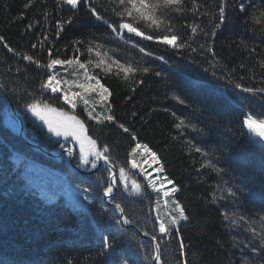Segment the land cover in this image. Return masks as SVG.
Segmentation results:
<instances>
[{
    "label": "trees",
    "instance_id": "trees-1",
    "mask_svg": "<svg viewBox=\"0 0 264 264\" xmlns=\"http://www.w3.org/2000/svg\"><path fill=\"white\" fill-rule=\"evenodd\" d=\"M200 2L211 4L218 10V0ZM240 2L228 0L227 19L214 38L217 55L213 57L206 49L198 47L206 40L213 43L202 34L192 44L197 51L185 49L179 53L126 32L124 39H120L107 25L95 20L83 4L75 13L73 23L66 25L57 39L54 35L56 22L72 14L68 6L57 11L56 0H35L28 8L24 7L28 0H0V36L5 38L0 42V264H68L69 261L72 264H102L104 258L99 252L105 235L115 237L117 258L124 255L130 264H155L145 259L152 253V241L134 227L117 224L113 219L114 215L120 218V213L109 204L112 200L103 195V188L110 183L109 166L103 165L89 174L79 173L70 167L66 154L54 158L43 150L46 148L55 153L64 145V148L72 149L74 162L79 168L92 169L91 165H79V147L74 139L52 135L25 107L33 98H44L72 112L50 91L41 92L40 81L50 73L29 64L22 56L9 53L4 47L6 42L17 51L27 52L46 63L48 48H53L54 57L66 59L73 56L75 40H83L85 44L93 41L113 59L153 69L147 75L137 74L136 79L144 81L138 87L114 74L105 76L99 69L94 73L113 93L110 100L117 120L130 127L140 142L147 143L157 153L160 159L157 165H162L163 171H153L152 177L167 176L180 188L176 199L184 205L189 216L180 228L187 245L185 257L180 256L178 240L173 239L166 248L162 247V260L166 264H177L183 259H187L188 264H242L247 258L259 264V251L252 252V244L259 241L252 239L249 243L252 234L247 229L251 221H255L257 231L262 227L264 142L255 136L250 137L247 129L242 127V121L249 110L264 115V100L242 93L232 81L250 87H264V69L258 63L259 59H264V32L261 25L249 19V13L258 16L259 11L264 10V0H243L246 5L244 13L239 11ZM92 6L110 23L119 22L120 18L112 11L115 5L110 0H92ZM187 7H191L190 0H187ZM45 11L49 13L47 18ZM21 13L23 19L19 18ZM172 18L181 35L190 34L187 25L193 22L208 25L207 17L197 18L191 12L184 15L172 13ZM30 23L33 25L31 29L27 27ZM148 34L156 33L149 30ZM45 35L49 37L47 41ZM241 40L255 48V52L250 53L240 46ZM133 43L138 47H133ZM33 44L37 47L32 48ZM80 47L83 52L80 59L85 61L88 54L83 45ZM139 47L153 52L154 56H145ZM159 55H164L168 64L155 59ZM92 59L96 57L93 55ZM217 60L223 67L211 66ZM241 64L245 67L241 68ZM17 67L21 72L15 71ZM56 71L61 77L73 78L71 70L65 73L61 66H57ZM155 71L164 75L156 76ZM133 87L136 88L134 92ZM59 95L55 94V97ZM175 95L186 103L174 99ZM13 108L23 121L22 135L19 134L20 120ZM97 111L102 109L97 106ZM132 112L137 115L133 117ZM75 114L85 121L90 136L98 143L110 146L109 154L118 165L115 198L131 224L143 234L147 231L150 237L151 234L159 236L156 220L159 194L147 187L140 170L131 169L130 165L127 189L119 177V166L127 165L128 153L135 142L113 124L96 125L95 121L88 120L82 103H78ZM177 118L184 119L197 130L192 127L177 129ZM192 145L205 148L214 156L203 157L193 150ZM205 159H213L227 171L218 174L201 168ZM28 161L62 174L73 187L81 188L92 202L82 208L80 203L68 202L65 197L46 199L41 189L32 186L24 174ZM132 179L141 182L142 194H130ZM225 186L243 191L239 192L238 198L223 193L226 198L220 199L221 189ZM159 210L160 215L167 212L162 200ZM224 213L235 214L233 219L236 222L224 219ZM241 215L249 223L240 220ZM141 244L143 249L139 248Z\"/></svg>",
    "mask_w": 264,
    "mask_h": 264
},
{
    "label": "snow or ice",
    "instance_id": "snow-or-ice-1",
    "mask_svg": "<svg viewBox=\"0 0 264 264\" xmlns=\"http://www.w3.org/2000/svg\"><path fill=\"white\" fill-rule=\"evenodd\" d=\"M34 2L35 0H28V3H26L24 7H31ZM110 3L115 5L112 11L120 18L119 22L115 25L110 23L105 16L98 12L97 8L92 6V0H56L57 11L62 10L64 6H68L72 14L66 19H60L56 22L55 37L59 39L61 33L65 30V26L73 23L75 13L79 11L83 4L88 8L95 20L107 25V27L111 29V32L116 33L120 39H124V34L126 32L127 34H133L135 37H140L143 40L153 41L157 44L167 46L179 53L181 50L185 49H191L192 52L197 51V48L193 47L192 44L202 34L204 37L212 40L213 43H209L208 40H206L204 44H198V47L200 49H206L213 57L217 55L214 48V38L217 36L222 26L225 25L228 0H218V5L216 6L218 10L214 9L211 4L205 5L201 3L200 0H190V8L187 7V0H110ZM238 7L241 13L246 11V5L243 0H241ZM186 12H191L197 18L199 16L207 17L208 25L205 26L202 23L193 22L187 25V27L190 28V34L181 35L173 22L172 13L184 15ZM48 15L49 13L45 11V18H47ZM19 18H24L23 13L20 14ZM249 19L261 25V31L264 32V10H260L258 16L254 13H249ZM27 27L31 29L33 25L30 23ZM149 30L156 34H148ZM48 39L49 37L45 35L44 40L47 41ZM4 40L5 38L0 36V42H4ZM81 45L84 46L89 57L85 61H81L80 59V56L83 55L80 47ZM240 46L249 50L250 53L255 52V48H251L244 40L240 41ZM4 47L9 53H13L15 56H22L23 60L27 61L29 64L35 65L38 69H46L50 73L47 75L46 79L40 81L41 92L50 91L54 94L55 99L62 100L64 105H68L72 109V112L65 111L63 107L56 106L50 103L48 99L44 98H33L31 102L25 104V107L28 112L47 127L49 133L56 137H64L65 139L71 137L79 144L80 166L91 165L92 168H95L97 163L103 160L105 164L109 165L107 170L112 173L118 165L109 154L111 151L110 146L107 143L100 144L97 139L90 136L85 121L75 114L78 103L83 104V112L86 113L88 120L95 121L96 125H105L106 122L108 124H113L130 136L131 140L135 142V145L131 147L128 153L129 159L127 165L119 166L120 180L124 182L125 189H127V181L129 179L128 165H130L131 169H139L144 180L147 182V187L159 194V198L156 201L157 209L161 206V200L163 201V206L169 209L164 215H160L158 212L156 220L158 222L159 236L151 234L152 253L146 256L145 259L155 261V264H166V262L162 260V247L166 248L167 243H170L173 239L178 240L180 256L185 257L187 245L185 244L180 228L182 222L189 220V216L186 214L184 205L176 199V193L180 191V188L174 180L169 179L167 176L157 175L153 178L151 173L147 172L142 167L146 162L149 163V167H151L152 164H160L157 153L153 151L147 143L140 142L137 134L130 127L117 120L114 114V105L110 100L113 93L109 87L101 82L98 74L94 73L95 69H99L105 76L114 74L124 81L130 82L138 87L143 84L144 81L143 79H136L137 74L147 75L153 72V69L150 66H135L132 63H122L118 59H113L108 56L107 53L102 52L100 46L96 45L93 41H89L87 44H85L83 40L73 41L74 54L66 59L60 58L59 56L54 57L53 48H48L46 50V63H42L40 59L27 52L21 53L17 51L6 42L4 43ZM36 47V44L32 45V48ZM40 47H44L43 42L40 43ZM133 47H138V45L133 43ZM139 51L145 56H154L153 52L146 51L144 47H139ZM93 55L96 59H92ZM155 59L168 64V59H166L164 55L155 56ZM258 63L259 67L264 69V59H259ZM57 66H61L65 73L71 70L70 74L73 78L69 79L67 76L61 77L60 73L56 71ZM211 66L223 67L219 60L215 61V64ZM240 67L243 68L245 65L241 64ZM204 70L208 71V69ZM15 71L21 72V68L17 67ZM232 71H234V69ZM249 71H251V69H249ZM154 75L161 76L164 74L155 71ZM213 75L215 76L216 73L213 72ZM240 79H243V77ZM232 82L242 93L250 94L253 97L259 96L264 100V87L245 86L235 80ZM74 89H79V91H75ZM131 90L134 92L136 88L133 87ZM55 94L60 95L55 97ZM32 95L35 96V94ZM127 99L130 100L131 97H127ZM174 99L178 100L181 104L186 103V101L178 95H175ZM244 99L246 100L247 97ZM97 106H99L102 111H97ZM131 115L135 117L137 113L132 112ZM173 115H175V113H173ZM177 119L179 120V123L175 125L177 129L192 127L193 130H197L194 125L185 123L184 119ZM242 127L247 129V134L250 137H258L260 142H264V115H257L255 112L249 110L243 118ZM199 131L203 132L204 130L199 129ZM240 135L243 136L244 133H240ZM189 143L191 144V142ZM60 147L64 148V145ZM192 148L203 157L207 158L214 156L213 152L200 146L192 145ZM66 151L69 156H72V149L69 148L66 149ZM137 157H141V159L138 160ZM218 159L219 158H216L217 161ZM201 168L211 169L218 174L227 171V169L220 167L218 162H214L213 159H205L201 164ZM154 171L158 173L162 172L163 166L160 165V167L154 169ZM167 185H171V187H167ZM115 187L116 178L113 175L111 177V182L103 188V195L112 200L116 212L120 213V218H116L114 215L113 219L117 224H131L132 221L125 215V210L121 203L116 201L114 195ZM142 191L143 186L141 182L132 179L130 194H142ZM242 191L243 189L234 190L232 187L225 186L221 189L219 198H226L223 193H226L228 197L238 198L239 192ZM213 198L216 199L215 195ZM84 199L88 200V197L85 196ZM91 202L92 201H89V203ZM223 215L224 219L231 220L232 223L236 222L235 219H233L235 214L224 213ZM239 219L249 223V220L243 215H241ZM260 223L262 227L259 231H257L254 226L255 221L250 222V226L247 230L252 234L249 243H251L252 239L259 241L258 244H252V252L255 253L259 251V264H264V215L260 216ZM144 235L149 236L150 233L145 231ZM132 238L134 239L135 237ZM245 247L247 248L248 245L245 244ZM116 248L117 241L115 237L110 238L107 235L102 237V249L99 252V256L104 258L102 264H130L126 256L120 255L118 258L116 257ZM139 248L143 249L144 245H139ZM68 264H72V262L69 261ZM177 264H188V261L187 259H183L178 261ZM242 264H256V261L245 258L242 260Z\"/></svg>",
    "mask_w": 264,
    "mask_h": 264
},
{
    "label": "rangeland",
    "instance_id": "rangeland-1",
    "mask_svg": "<svg viewBox=\"0 0 264 264\" xmlns=\"http://www.w3.org/2000/svg\"><path fill=\"white\" fill-rule=\"evenodd\" d=\"M64 138V137H63ZM71 137L67 138L70 139ZM258 138V137H257ZM259 139V138H258ZM77 146L79 144L76 142ZM139 160V159H138ZM142 167L149 173H152L154 169L159 168V165L152 164L149 167V163H144ZM156 172V171H155ZM158 173V172H156ZM24 174L30 179L32 186H38L41 189L42 194L48 200H55L58 197H65L68 202H78L82 208L87 207L91 199L85 200L87 196L81 188L73 187L64 176L56 171H52L41 164L28 161ZM164 176V175H163ZM154 178V177H153ZM167 187H171L167 185ZM88 202V203H87ZM157 209V207H156ZM165 211H169L164 207ZM157 214L160 212L156 210Z\"/></svg>",
    "mask_w": 264,
    "mask_h": 264
},
{
    "label": "water",
    "instance_id": "water-1",
    "mask_svg": "<svg viewBox=\"0 0 264 264\" xmlns=\"http://www.w3.org/2000/svg\"><path fill=\"white\" fill-rule=\"evenodd\" d=\"M65 151H66V149L62 150V151H61L60 153H58V154H53L52 156H58V155H61V154H62L63 152H65ZM71 161H72V159H71ZM71 163H72V166L75 167V169H76L77 171H79V172H83L82 170L76 168V166H75V164H74L73 162H71ZM102 164H104V161H101V162L96 166V168L94 169V171L97 170V168H98L99 166H101ZM85 173H87V172H85ZM113 175H114V176L116 175V169L113 170L111 177H112ZM147 238L151 240V238H149V237H147Z\"/></svg>",
    "mask_w": 264,
    "mask_h": 264
}]
</instances>
